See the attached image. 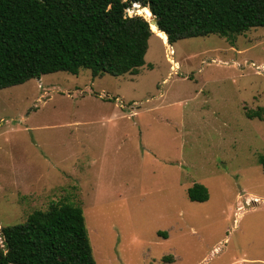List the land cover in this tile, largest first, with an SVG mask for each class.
<instances>
[{
	"label": "rangeland",
	"instance_id": "obj_1",
	"mask_svg": "<svg viewBox=\"0 0 264 264\" xmlns=\"http://www.w3.org/2000/svg\"><path fill=\"white\" fill-rule=\"evenodd\" d=\"M144 61L0 90V228L69 202L96 264H264V120L246 117L264 108V27L157 32Z\"/></svg>",
	"mask_w": 264,
	"mask_h": 264
},
{
	"label": "trees",
	"instance_id": "obj_2",
	"mask_svg": "<svg viewBox=\"0 0 264 264\" xmlns=\"http://www.w3.org/2000/svg\"><path fill=\"white\" fill-rule=\"evenodd\" d=\"M133 5L157 19L167 45L209 35L233 42L264 27V0H0V90L57 72L138 74L157 30L142 16L125 17ZM246 117L262 121L264 108ZM258 162L264 171V157ZM187 197L205 202L209 194L196 183ZM0 238V264H96L82 208L69 202L1 227Z\"/></svg>",
	"mask_w": 264,
	"mask_h": 264
},
{
	"label": "water",
	"instance_id": "obj_3",
	"mask_svg": "<svg viewBox=\"0 0 264 264\" xmlns=\"http://www.w3.org/2000/svg\"><path fill=\"white\" fill-rule=\"evenodd\" d=\"M133 7H138L139 9H143L144 7L143 6H141V5H134ZM135 15H139V14H135ZM152 16V15H151ZM125 17H131V16H129V14H128V12H125ZM144 18V17H143ZM145 19V18H144ZM146 20V19H145ZM147 21V20H146ZM148 22V24H149V26L151 27V26H154L155 28H156V30H159V28H158V25H157V19L156 18H153L152 17V19L151 20H149V21H147Z\"/></svg>",
	"mask_w": 264,
	"mask_h": 264
},
{
	"label": "bare ground",
	"instance_id": "obj_4",
	"mask_svg": "<svg viewBox=\"0 0 264 264\" xmlns=\"http://www.w3.org/2000/svg\"><path fill=\"white\" fill-rule=\"evenodd\" d=\"M135 9H136V13L139 14V12H140L141 10L145 9V8H143V9H139L138 7H135ZM157 32H159L160 34H164V33H162V32L159 31V30H157Z\"/></svg>",
	"mask_w": 264,
	"mask_h": 264
}]
</instances>
